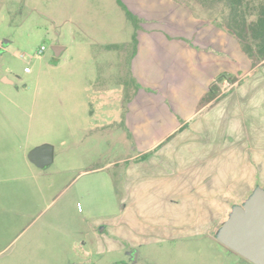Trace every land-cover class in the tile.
I'll return each mask as SVG.
<instances>
[{
    "label": "rangeland",
    "instance_id": "rangeland-1",
    "mask_svg": "<svg viewBox=\"0 0 264 264\" xmlns=\"http://www.w3.org/2000/svg\"><path fill=\"white\" fill-rule=\"evenodd\" d=\"M69 1L10 0L7 21L0 24V35L5 41L4 48L0 49V89L7 94L6 97L0 93L3 109L0 119L4 113L10 120L18 118L24 123V127L15 129L19 134L13 136L14 140L0 145V153L21 157L45 142L55 146V161L46 169L51 174L48 178L28 169L24 174L2 172L1 164L13 163V160L0 159V198L41 201V207L28 223L18 224L8 232L2 244L6 247V256L24 248L27 252L29 249L35 251L36 262L40 259L38 264H66L69 258L74 261L101 259L100 264H254L219 239L233 220L235 211L244 209L258 189L264 190V60L253 64L252 59L248 61L236 55L227 68L219 65V72L213 79L217 81L219 96L196 116L200 122L196 125L192 120L176 132L186 135V142L193 141L195 136H205L212 144L216 143L219 174H207L199 179V175L187 169L181 176L187 190L180 199H170L169 210L157 206L159 214L152 218L148 213L140 216L132 213L133 217L137 216L133 220L134 230L144 238L138 246L132 248L139 239H131L129 230L123 228L122 235L128 233L123 240L124 250L86 256L85 250L90 248L83 245L86 230L92 237L93 227L100 230L107 227L104 235H109L115 218L121 214L131 217L129 208L122 210V199L127 191L121 180V164L115 165L125 148L128 150V141L118 124L103 127L108 121L105 118L120 115L118 93L106 96L109 104L102 106L104 96L96 91L99 61L107 72L108 62L116 55L103 54L101 58L103 55H99L97 46L72 45L71 24L66 15ZM75 1L80 7H86L87 25L109 23V13H104L97 5L100 0ZM152 1L126 0L135 11L147 7L154 9L156 5ZM170 1L179 8L184 7L191 17L215 18L218 24L226 21L228 7L223 0ZM115 13L123 40H129L131 23L118 5ZM143 21L141 18V23ZM220 32L218 30V45L223 48L225 37ZM89 33L92 38L96 35L93 31ZM54 45L66 48L56 56ZM42 46L45 50L38 53ZM121 56L125 69L127 51L124 47ZM26 66L31 72L25 71ZM3 75L13 83H4ZM125 75H128L125 70L120 72V79ZM123 80L121 100L125 102ZM90 83L95 86H89ZM17 105L24 106L26 112ZM108 106L112 110L103 111ZM175 145H183V142ZM51 179L52 185L45 186ZM37 182L43 185L39 195L21 189ZM199 182L215 185L217 190L211 191L210 198L205 197L201 194H209L208 191L193 190L192 185ZM141 187L148 200L156 201L162 194V191L152 190L147 182ZM2 193L5 194L2 196ZM66 201H72L75 206L73 216L61 219L56 230L52 225L53 229L46 231L50 225L44 220L49 211ZM27 224L29 226L24 229ZM39 224L46 228L35 233L34 227Z\"/></svg>",
    "mask_w": 264,
    "mask_h": 264
},
{
    "label": "crops",
    "instance_id": "crops-1",
    "mask_svg": "<svg viewBox=\"0 0 264 264\" xmlns=\"http://www.w3.org/2000/svg\"><path fill=\"white\" fill-rule=\"evenodd\" d=\"M9 2L10 0H0V24L7 21L6 16L9 15L10 10ZM124 2L139 19L136 24L129 19L117 0L98 1L97 5L101 10L106 14L109 13V23L104 22L95 26L87 25L86 15L88 13L84 5L80 7L77 1L70 0L66 6V15L71 24L72 45L97 46L100 48L99 55H116L113 60L108 62L109 70L107 72L103 70V63L99 61L97 72L99 80L96 89L98 93H96L104 96L102 106H106L108 103L106 96L118 93L120 115L114 118L108 117L110 119L105 118V121H108L103 127L112 123L113 125L118 124L128 141V146L126 145L128 150L125 148L124 155L115 165L121 164L119 165L121 180L125 191H127V196L122 199V210L129 208L131 217L125 218L121 214L118 219L115 218L112 221V232L109 235H104L107 227L101 230L93 227L91 229L92 237L91 232L86 230L83 245L90 247L85 250L88 257L93 254L99 256L110 251L124 250L123 240L126 239L128 233L122 235L123 228L129 230L127 232L131 239H139L132 245V248L138 246V242H141L143 237L134 230L133 220L142 213H148L151 218L158 215L157 206H164L166 210H169L170 199L172 197L180 199L183 191L187 190L182 184L181 177L186 174L187 169L189 173L199 175V179L203 175L219 174L218 160L220 158H218L216 143L212 144L213 142L206 140L205 136H199V138L195 136L193 141L186 142L184 140L187 139V136L176 134V132L188 126L192 120L197 125L200 121L196 116L219 96L218 94L212 99L207 98L210 85L219 72V65L222 68H227V64L234 61L233 56L235 55L248 61L251 59L242 49L238 39L229 33L222 23L218 24L215 18L203 20L196 16L191 17L184 7L179 8L170 0H154L152 1L156 5L154 9L147 7L138 11H135L136 8H132L126 0ZM116 5L125 12L127 20L132 25L133 29L129 40H123L122 32L116 25ZM138 12H140V17L137 15ZM229 13L230 9L228 8L226 15L228 16ZM143 15L148 17L147 20ZM141 18L144 20L142 23ZM149 19L152 21H148ZM218 30L225 37V47L223 48H219L218 45ZM89 31L96 33L94 38L91 37ZM118 31L120 35L117 34ZM3 38L0 35V49L5 46ZM123 47L127 51L125 69H123L121 56ZM124 70L128 73L124 77L121 76L124 79V95L127 97L125 102L121 100L122 78L119 77L120 72ZM2 77L4 83H13L8 76L3 75ZM92 84L90 83L89 86ZM0 93L7 97L4 90L0 89ZM17 106L26 112L24 106ZM2 110L0 107V112H3ZM111 110L112 107L108 106L103 111ZM108 114L106 116H109ZM23 124L18 118L10 120L3 113V118L0 119V145L4 146L9 139L10 141L14 140V137L19 134V131H15V129L19 126L24 127ZM182 142L183 145H175ZM0 159L13 160V163L4 162L1 164L2 172L24 174L28 169L38 171L40 175H46V178L51 176L50 171L46 170L49 166L41 168L35 165L30 161L28 155L20 157L16 154L1 152ZM16 160L19 161L16 162ZM144 182L150 184L152 190L162 191L156 201L146 198L147 193L141 189V184ZM48 185H52V179L50 183L46 182L45 186L48 187ZM192 186L193 190L196 189L200 193L203 190L208 191L209 194L201 195L209 198L212 196V192L217 190L215 185L209 186L202 182ZM22 188L33 192L34 195L37 192L39 195L43 185L42 182L29 183ZM189 190L192 189L189 187ZM3 194L5 193H2V196ZM125 200L126 202L123 203ZM142 200L145 201L144 204H142ZM40 207L41 201L36 198L23 201L9 197L0 198V264L39 263V258L36 262L34 250L29 249L27 252L23 248L6 256V247H3L2 244L11 229L18 227V224L28 223L29 218ZM74 210L73 202L66 201L60 207L49 211L44 220L46 225H50L46 231L53 229L52 225L56 230L59 221L72 217ZM133 212L137 214L136 217L132 216ZM97 224L100 225L101 222L98 221ZM46 225L39 224L34 227L33 231L40 233L46 228ZM74 228L73 226V230ZM100 261L101 259L74 261L69 258L66 264H100Z\"/></svg>",
    "mask_w": 264,
    "mask_h": 264
},
{
    "label": "water",
    "instance_id": "water-1",
    "mask_svg": "<svg viewBox=\"0 0 264 264\" xmlns=\"http://www.w3.org/2000/svg\"><path fill=\"white\" fill-rule=\"evenodd\" d=\"M53 50L59 56L65 46L54 45ZM28 157L35 165L46 168L55 161V146L46 142L39 144L29 151ZM219 239L254 264H264V190L258 189L244 209L235 211L233 220Z\"/></svg>",
    "mask_w": 264,
    "mask_h": 264
},
{
    "label": "trees",
    "instance_id": "trees-1",
    "mask_svg": "<svg viewBox=\"0 0 264 264\" xmlns=\"http://www.w3.org/2000/svg\"><path fill=\"white\" fill-rule=\"evenodd\" d=\"M117 1L123 7L129 19L136 24L138 18L124 0ZM223 1L230 9V13L222 26L238 39L242 49L253 59V64L261 62L264 59V0ZM221 79L222 77H219V80ZM217 87V81H213L209 88L208 99H212L219 94Z\"/></svg>",
    "mask_w": 264,
    "mask_h": 264
},
{
    "label": "built area",
    "instance_id": "built-area-1",
    "mask_svg": "<svg viewBox=\"0 0 264 264\" xmlns=\"http://www.w3.org/2000/svg\"><path fill=\"white\" fill-rule=\"evenodd\" d=\"M44 50H45V46H42L41 49H40V51H39L38 53H40V52H42V51H44ZM25 71H26V72L31 71L30 67H29V66H26V67H25Z\"/></svg>",
    "mask_w": 264,
    "mask_h": 264
}]
</instances>
